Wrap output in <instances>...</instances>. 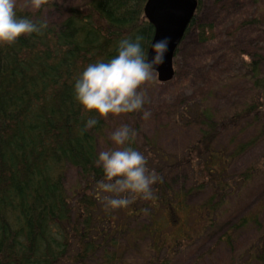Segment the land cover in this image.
Returning a JSON list of instances; mask_svg holds the SVG:
<instances>
[{
  "label": "trees",
  "instance_id": "16d2710c",
  "mask_svg": "<svg viewBox=\"0 0 264 264\" xmlns=\"http://www.w3.org/2000/svg\"><path fill=\"white\" fill-rule=\"evenodd\" d=\"M145 1L49 0L34 12L16 0L18 16L47 28L0 46V264H264L263 0H197L173 77L142 86L150 117L109 114L83 130L94 114L74 80L127 36L143 35L147 53ZM123 124L163 179L153 199L105 211L94 161Z\"/></svg>",
  "mask_w": 264,
  "mask_h": 264
},
{
  "label": "clouds",
  "instance_id": "9594fccd",
  "mask_svg": "<svg viewBox=\"0 0 264 264\" xmlns=\"http://www.w3.org/2000/svg\"><path fill=\"white\" fill-rule=\"evenodd\" d=\"M49 0H25L26 6L38 11ZM47 21L18 16L16 0H0V46L15 43L22 35L43 34ZM143 35L119 39L116 55L105 60L88 63L76 76L73 96L83 114L93 113L86 119L84 131L98 123L97 117L107 118L132 112H141L147 120L151 113L143 110L147 102L146 90L142 87L152 82L153 73L165 63L169 38L164 37L151 44L149 57L143 46ZM137 133L123 124L110 133L115 147L102 150L94 161L103 172L97 187L102 193L105 211L126 208L136 199H153V185L162 182L155 169H149L148 158L132 147ZM264 168V158L256 163Z\"/></svg>",
  "mask_w": 264,
  "mask_h": 264
},
{
  "label": "water",
  "instance_id": "95a60500",
  "mask_svg": "<svg viewBox=\"0 0 264 264\" xmlns=\"http://www.w3.org/2000/svg\"><path fill=\"white\" fill-rule=\"evenodd\" d=\"M197 2V0H146L144 3V16L154 28L147 50L149 57L154 41L169 38L165 63L154 71L159 82H167L173 77V56L195 13Z\"/></svg>",
  "mask_w": 264,
  "mask_h": 264
},
{
  "label": "rangeland",
  "instance_id": "374dc122",
  "mask_svg": "<svg viewBox=\"0 0 264 264\" xmlns=\"http://www.w3.org/2000/svg\"><path fill=\"white\" fill-rule=\"evenodd\" d=\"M63 1V0H62ZM264 1V0H263ZM203 2V1H202ZM237 7H238V5H237ZM211 11H212V8H211V5H210V3L209 2H204V11H203V14L205 15V16H207L208 14H210L211 13ZM210 16V15H209ZM165 136H168V137H171V135L170 134H165ZM165 136H164V140L165 141H168L170 144V146L172 145V143H174V141H172L171 139H165ZM187 140V139H186ZM263 148H264V146H263V144H260V146H258L257 148H256V150L257 151H261V150H263ZM255 153V152H254ZM254 153H253V155L252 156H254ZM195 198H197L196 196H195ZM194 197L193 198H190L189 199V202H192V201H194V199H195ZM129 218H130V216H129ZM118 229H121L122 231H124V232H126L127 230H124V229H127V227L126 226H119L118 227ZM124 235H126L127 237H129V235L128 234H124ZM208 241H206L205 243H203L202 244V246H200V247H198V249L196 250L197 252H202L203 250H205V248L207 247L206 245H208ZM201 248V249H200ZM201 264H203V263H201Z\"/></svg>",
  "mask_w": 264,
  "mask_h": 264
}]
</instances>
